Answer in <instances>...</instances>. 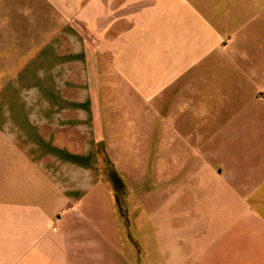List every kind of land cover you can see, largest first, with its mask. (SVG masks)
Returning a JSON list of instances; mask_svg holds the SVG:
<instances>
[{"label": "crops", "instance_id": "crops-1", "mask_svg": "<svg viewBox=\"0 0 264 264\" xmlns=\"http://www.w3.org/2000/svg\"><path fill=\"white\" fill-rule=\"evenodd\" d=\"M0 2L86 51L3 84L0 264H264V0Z\"/></svg>", "mask_w": 264, "mask_h": 264}, {"label": "rangeland", "instance_id": "rangeland-1", "mask_svg": "<svg viewBox=\"0 0 264 264\" xmlns=\"http://www.w3.org/2000/svg\"><path fill=\"white\" fill-rule=\"evenodd\" d=\"M19 12L22 11L19 10ZM16 14L17 12H14L10 5L6 4L4 7V4L0 2V95H3L2 87L6 80L19 84L20 74L21 72L24 73V70L26 79L33 77L26 73V68H29L33 63L37 64L39 72L42 73V78L39 82H36L35 88L34 81L21 80L23 81L21 83L22 89L27 90L25 93V96L28 97L26 104H35V102H29V100H34L33 95L38 88V84L41 85L43 96L42 99L38 100L37 98V100L43 105H50L52 100L60 101L56 97L57 93L60 95V91L54 90V85L64 91L69 84L75 86L77 91H82V75L84 73L82 62L86 56V51L67 49V43L62 41V38L66 35L50 33V19L36 17L34 10L26 11L27 16L22 18L13 16ZM3 25H7L14 32L2 33ZM70 37L74 38L73 35H70ZM75 45H77L76 42ZM235 57H243V54L238 53V56ZM68 76L70 77L68 78ZM69 80H73V82ZM224 89L230 90L225 87ZM81 102L82 99L76 100V103ZM0 104H3L2 97H0ZM165 148L162 146L154 147L155 152H161ZM169 162L170 167H176L173 159ZM154 164L156 165V162ZM193 164L194 161L184 160L180 167L177 166L180 168L177 171L180 170L182 175L183 171L194 169ZM173 170L175 169L171 168V171Z\"/></svg>", "mask_w": 264, "mask_h": 264}]
</instances>
